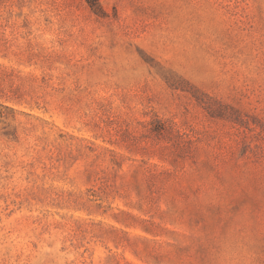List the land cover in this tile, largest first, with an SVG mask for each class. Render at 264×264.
<instances>
[{
  "label": "rangeland",
  "instance_id": "1",
  "mask_svg": "<svg viewBox=\"0 0 264 264\" xmlns=\"http://www.w3.org/2000/svg\"><path fill=\"white\" fill-rule=\"evenodd\" d=\"M0 0V264H264V0Z\"/></svg>",
  "mask_w": 264,
  "mask_h": 264
},
{
  "label": "trees",
  "instance_id": "2",
  "mask_svg": "<svg viewBox=\"0 0 264 264\" xmlns=\"http://www.w3.org/2000/svg\"><path fill=\"white\" fill-rule=\"evenodd\" d=\"M89 5L96 11V12H102V6L100 4L99 0H86Z\"/></svg>",
  "mask_w": 264,
  "mask_h": 264
}]
</instances>
